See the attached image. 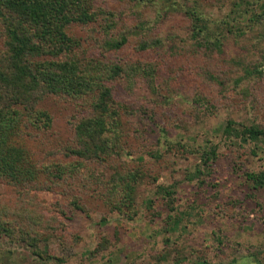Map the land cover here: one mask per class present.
<instances>
[{
	"label": "rangeland",
	"instance_id": "rangeland-1",
	"mask_svg": "<svg viewBox=\"0 0 264 264\" xmlns=\"http://www.w3.org/2000/svg\"><path fill=\"white\" fill-rule=\"evenodd\" d=\"M247 1L239 13L238 0H80L96 16L64 31L93 85L119 105L105 119L111 147L72 152L97 88L14 108L19 126L0 135V156L25 161L0 174V264H264V187L245 178L264 169V20L246 22L264 0ZM187 7L207 22L205 44L191 35ZM120 35V48H106ZM138 60L150 76L101 72ZM228 119L261 129L262 146L223 143ZM205 140L216 158L187 181Z\"/></svg>",
	"mask_w": 264,
	"mask_h": 264
},
{
	"label": "trees",
	"instance_id": "trees-1",
	"mask_svg": "<svg viewBox=\"0 0 264 264\" xmlns=\"http://www.w3.org/2000/svg\"><path fill=\"white\" fill-rule=\"evenodd\" d=\"M241 5L239 13L248 11L250 2L238 0ZM98 13L99 9H96ZM184 13L191 22V35L201 37L202 44L208 31V25L195 7H187ZM95 11L86 10L80 0H0V27L3 37V48L0 51V135L10 136L13 129L19 126L18 119L12 114L15 107L30 111L45 95L57 93L82 94L97 90V95L90 103L87 113L81 114L74 126L75 148L72 152L79 157L89 158L102 154L110 148L106 141L105 119L119 107L112 98L108 86L95 87L93 79L79 65L82 57H77L71 51V41L64 31L70 22H86L94 19ZM264 20V9L258 13L250 12L246 22ZM107 26V25H106ZM125 43V37L109 41L108 49L120 48ZM146 43H139L143 50ZM218 44L216 41L213 43ZM207 45V44H206ZM216 48V47H215ZM218 49V48H216ZM121 71L128 78L136 74L150 76L153 69L147 62L133 61L126 66H114L103 70L106 79H112ZM242 76L260 73L256 68H243ZM238 80V79H237ZM263 132L254 125H242L228 119L221 129L220 140L223 143L234 144L244 141L259 149L262 146ZM2 144L5 138L1 137ZM180 146H183L182 144ZM217 147L209 140L198 152L197 163L192 172L185 175L187 181L196 179L208 173L210 163L215 160ZM20 154L14 159L8 155L6 160L0 156V174L13 176V170L19 168ZM254 188L264 187V169L245 174ZM123 187H128L129 181H121ZM120 182H118L119 185ZM172 186H158L156 192L169 196ZM3 230V229H2ZM195 264H208L197 261Z\"/></svg>",
	"mask_w": 264,
	"mask_h": 264
}]
</instances>
